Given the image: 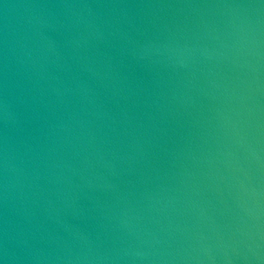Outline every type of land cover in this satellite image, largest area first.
Instances as JSON below:
<instances>
[{
    "label": "water",
    "instance_id": "obj_1",
    "mask_svg": "<svg viewBox=\"0 0 264 264\" xmlns=\"http://www.w3.org/2000/svg\"><path fill=\"white\" fill-rule=\"evenodd\" d=\"M0 264H264V0H0Z\"/></svg>",
    "mask_w": 264,
    "mask_h": 264
}]
</instances>
